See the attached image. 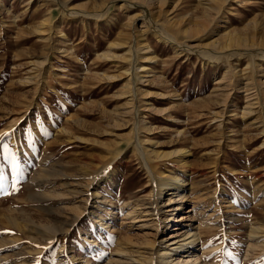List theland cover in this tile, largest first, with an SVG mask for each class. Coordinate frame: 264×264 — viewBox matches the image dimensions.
Here are the masks:
<instances>
[{
	"label": "rangeland",
	"instance_id": "rangeland-1",
	"mask_svg": "<svg viewBox=\"0 0 264 264\" xmlns=\"http://www.w3.org/2000/svg\"><path fill=\"white\" fill-rule=\"evenodd\" d=\"M151 1L0 0V264H105L120 243L134 256L155 238L121 224L128 193L154 198L129 140L135 119L121 114L138 86L137 108L169 110L142 113L143 138L190 150L177 215L210 224L206 264H264V0ZM93 11L105 14L84 15ZM86 176L98 183L94 205Z\"/></svg>",
	"mask_w": 264,
	"mask_h": 264
},
{
	"label": "bare ground",
	"instance_id": "bare-ground-1",
	"mask_svg": "<svg viewBox=\"0 0 264 264\" xmlns=\"http://www.w3.org/2000/svg\"><path fill=\"white\" fill-rule=\"evenodd\" d=\"M145 1H148V0H145ZM152 1H154V0H152ZM207 2L205 4H207ZM221 2H222L221 0H210L208 4H210L212 7L214 6V7L219 8V6L221 5ZM65 5L67 6V3ZM146 5H148V4H146ZM105 6H104V8H105ZM148 7H150V6L148 5ZM212 7H211V9H212ZM69 9L73 12V14L81 15V10H82L81 8H80L81 10L73 9V7L69 8ZM160 9H159V12H160ZM163 9H161V11ZM206 9H207V7H206ZM163 12L165 13V10ZM152 13H154V12H152ZM104 14L105 13L103 11H99V12L93 11V13H87V12L84 13V15H86L87 17H88V15H92V17H95V18H97V17L102 18L104 16ZM84 15H82V16H84ZM207 20H208V18H207ZM205 22L206 21L201 23L202 29H206ZM48 23H49V20H47V19L41 23V25H40L41 27H39V28H41V31L46 30L45 26ZM145 24H146L145 20L141 21V24L138 26L139 31L147 32L148 26H146ZM198 24H199V22H198ZM207 27H208V25H207ZM162 30H165V29H162ZM37 31H39V30H37ZM165 33H168V31H165ZM169 37H172V36H169ZM235 42L237 43L236 45L239 44L240 46H242V45L247 46L248 45L247 43H245L246 41H244V39H241V38H239V39L236 38ZM229 46H231V45H229ZM146 48H148V45H142L140 47V50H143ZM140 50L138 49V51H140ZM218 51H220V50H218ZM222 51H223V49H222ZM229 55L230 54L226 53V54H223L221 56H225L226 58L227 57L229 58ZM112 56H110V57H112ZM137 92H140L141 94H144V95L146 94L145 92L144 93L142 92L141 86H138L137 88L130 87L129 90L124 92V93H128L126 95V96H128L127 97V103H126L127 105L125 107L123 106L124 109L122 110L121 114H122V117L133 116L135 119L134 125H135V129L137 130L136 135L134 136V138L129 139V140L132 142V140L134 139V141H135V145L133 146L132 150L137 152V156L141 161V164H142V166L145 170V173H146V177L148 179V184L150 186V192L152 193V195H154V198L151 200H148L145 198H143V199L142 198H135L132 193L131 194L128 193L129 199H127L125 202H123L124 204H123V206H121V207H123V209H122L123 213L122 214H124L123 215L124 218H123V221L121 224L122 225L128 224L130 227L134 226V227L138 228L139 230L143 231L146 236L152 234V232H149L147 229L154 228L155 229V233H154L155 238L152 240L148 239L150 241H148L146 239L147 241L143 243V244H145L144 249L138 248V249L134 250L136 252V254H135L136 256L135 255L132 256L129 253L131 251L129 250V246L127 245V243H124V242L120 243L121 249H119L117 256H115V254H112V256H110L109 258L104 260L106 262L105 264H206L207 263L206 256L209 255V253L212 249H214L212 244H210V242H208L209 240H207V237L206 238H204L205 236L203 237L204 233L210 232V224L206 220L196 221V223L195 222L192 223L190 221V223L186 224V222H184V221L191 220L192 216H190V215L178 216L177 215V213L181 212V210L184 209L183 207L186 203V200L189 199V196H187V193H186V191H187L186 177L187 176L186 177H184V176L189 175L187 173H188V164H189L188 157L190 156V150L187 147H178L172 151L171 150L170 151H160V150L158 151L157 150L158 145L156 142L151 141L149 139L145 140L143 138V136H142L143 133L147 134V132H151V131H149L150 125L148 126L147 121L144 120V118H143L145 115L142 116L143 115L142 113L144 111L145 112H147V111L152 112L153 114L161 113V112L167 113L169 110H168V107H167V109L163 108L164 110L163 109L161 110L160 108L156 107L155 104L151 103L147 99L142 100L143 103H142V106H140V107H142V109L140 108L141 109L140 110L135 105L134 96ZM249 94H247L245 97L246 100L248 99V105L244 106V110H246L245 111L246 114H248L247 111L252 109L253 104L255 103V102H253V100L255 98L253 97L252 94L251 95H249ZM261 94H262V96L259 98L258 101L263 103V106H264V91ZM219 95H217V97H221V95L220 96ZM225 98H217L216 100H218V103L220 102L224 108L229 109V107H231V105L229 104L230 101H229V99H225ZM259 102H256V104ZM259 107H260V105H259ZM244 110H243V112H244ZM249 112L251 113L252 111H249ZM221 114L222 113H215L216 118L221 117ZM181 134L182 133H180V135ZM155 163L158 165L157 166L154 165ZM165 165H166L167 169H162L163 166H165ZM109 167L110 166H108L106 168V171L103 170L101 173H99V175H97V177H98L97 179L95 177H93L94 179L92 180L90 178V176H86L85 186H86V191H87L86 194H87V198H88L87 203H89V199H93L91 202H92V205H94V204H96L95 202L97 201V199L100 198L99 192L97 190L98 183L96 180L100 179L99 181H101L103 179L105 180V179L109 178L111 175V172H112L111 170H109ZM189 168H190V166H189ZM168 169H170L169 173L167 172V171H169ZM76 190L80 191V189L77 187H76ZM88 205L89 204H87V206ZM80 207L77 205L75 206V210L77 213V215H76L77 219L81 215L84 214L83 210H81ZM84 210L87 211V207H86V209L84 208ZM111 214H113V213H111ZM91 217L94 219L95 223L97 222L99 224H105V225H107V223H108V221H104L105 219H103L98 214L96 215L94 213H91ZM170 222H173L174 224L172 223V225H171ZM130 227H127V228H130ZM169 232H171V233L169 234ZM255 240H257V239H255ZM75 260H76V264H93L90 261H88L87 259L86 260H78L76 258Z\"/></svg>",
	"mask_w": 264,
	"mask_h": 264
},
{
	"label": "snow or ice",
	"instance_id": "snow-or-ice-1",
	"mask_svg": "<svg viewBox=\"0 0 264 264\" xmlns=\"http://www.w3.org/2000/svg\"><path fill=\"white\" fill-rule=\"evenodd\" d=\"M4 179L3 173L0 172V181H2Z\"/></svg>",
	"mask_w": 264,
	"mask_h": 264
}]
</instances>
